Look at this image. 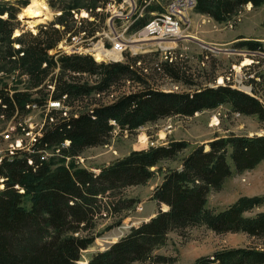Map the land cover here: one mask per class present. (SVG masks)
Returning <instances> with one entry per match:
<instances>
[{
	"label": "trees",
	"instance_id": "obj_1",
	"mask_svg": "<svg viewBox=\"0 0 264 264\" xmlns=\"http://www.w3.org/2000/svg\"><path fill=\"white\" fill-rule=\"evenodd\" d=\"M85 1L93 3L90 14L95 19H80V26L72 17L76 11L69 9L59 14L57 23L41 25L37 34L25 31L14 37L19 25L17 14L29 0H0V42L5 44L6 59L28 72L31 85L41 92L42 99L38 101L46 103L50 95L57 99L63 94H67L69 105L81 101L75 110L47 112L48 123L41 127V135L34 139L30 151H18L0 162V184H4L0 188V264H81L83 250L95 240L89 231L95 228L99 217L118 213L124 207L122 190L146 182L155 173L153 167L162 160L179 157L189 142L171 140L134 150L99 166V171L78 165L73 159L66 162L61 156L41 159L42 149L62 146V153L75 158L87 147L109 143L118 129L132 134L147 123L172 115H193L225 102L235 111L258 114L264 120V103L231 83L192 90L155 85L139 53H126L124 60L116 62L98 61L92 54L83 52L50 54L49 50L66 38V31L84 30L93 35L106 21L109 12L96 9L106 7L113 0ZM248 3L259 6L264 0H196L195 9L217 21H226ZM74 4L78 9L83 5L80 0ZM149 10L154 11L155 7ZM133 18L132 30L148 22L138 12ZM71 19L76 29L68 25ZM239 44L264 51L260 41L244 40ZM154 68L163 69L175 81L193 84L175 62L166 60ZM89 77L94 83L89 82ZM126 81L137 83L138 87L119 93L110 102H97L94 98ZM7 87L0 88V113L7 116L21 113L27 102L35 100L26 90ZM208 145V149L205 144L193 148L183 156L180 166L166 171L152 198L168 208H160L148 220L131 226L107 248L92 254L85 264L165 261L164 256L155 253L156 247L166 241L169 232L184 233L197 224H207L218 233L244 231L263 237L264 211L246 214L264 204L263 196L240 197L219 212L208 208L207 202L211 190L220 188L234 171L252 169L264 159V134L221 136ZM191 264H264V249L222 248L200 256Z\"/></svg>",
	"mask_w": 264,
	"mask_h": 264
},
{
	"label": "rangeland",
	"instance_id": "obj_2",
	"mask_svg": "<svg viewBox=\"0 0 264 264\" xmlns=\"http://www.w3.org/2000/svg\"><path fill=\"white\" fill-rule=\"evenodd\" d=\"M11 1L16 2L17 0ZM45 1L51 13L50 17L35 26H30L25 18L20 17V12L31 2L29 0V3L23 6L17 14L19 25L13 32L14 37L25 31L38 33L41 25L57 23L59 14L63 11L68 12L69 9L71 12L78 13L77 16L80 18L76 16V13L72 16L77 24H80V19L82 21L95 19L94 15L90 14L93 5L91 2L80 0L83 5L78 9L74 4L75 0ZM135 1L139 16L147 19L145 26H150L155 25L157 21L155 18L159 17L169 0ZM123 2L124 0H113L106 7H97V11L109 12L106 21L99 25L100 30L93 35L81 30L76 38L67 39L62 43L63 49L90 53L97 57L98 61L105 62L122 61L126 53L129 55L139 53L142 54L141 60L146 67L145 71L153 75L152 82L159 87L192 90L204 85L216 86L231 83L234 87L257 96L264 103V51L253 50L249 46L239 44L244 40L260 41L264 44V3L259 6L248 3L226 21H217L197 11L195 7L189 8L182 17L180 29L164 34L163 37H160L162 36L160 33L145 38L141 37L142 35H133L135 30L129 29L127 33H124V41L120 42L124 45L123 51L113 56L112 51L116 49L115 44L119 41L116 40V33H121L124 29L121 24L131 22L132 25L135 15L128 12L129 7L126 8L127 4ZM19 6L21 7L20 4ZM151 6L155 7L154 11L149 10ZM74 20H69L68 25L76 29L77 25ZM113 22L117 28L113 26ZM59 28L64 30L61 25ZM70 32L66 31L65 36L68 37L75 33L74 30ZM4 46L5 44L0 42V88L8 86L13 90L15 88L26 90L30 93V98L35 99L27 102L25 110L21 113L17 112L18 114L15 113L12 116L0 113V156L11 158L9 155L11 153L7 154L8 149L12 146H20L24 139L26 143H32L35 133L30 132V128L38 133L43 124L48 123L47 112L52 109L75 110L78 109L77 104L81 101H76L74 105L67 103V106L60 108L59 103L50 95L46 103H40L38 100L42 99L41 92L31 85L28 72L24 71L18 63L9 62L6 59ZM15 46L19 45L15 42ZM99 48L107 52L103 53L102 58L97 56ZM13 58L16 59V56ZM247 58L250 61L247 62ZM166 60L175 62L177 66L184 69L193 84L175 81L163 69L159 70L158 65ZM89 79V82L94 83L90 77ZM85 80L88 81V76ZM137 85L129 81L122 82L120 86H114L107 93L101 96L95 95L94 98L97 102H110L114 96L130 88L138 87ZM87 103L90 102H85ZM215 118H217L216 121ZM50 120L53 119L50 118ZM262 134H264V120L258 114L240 113L235 111L230 103L225 102L214 108L197 111L193 115H172L147 123L132 134L127 131L121 133L118 129L109 143L87 147L75 158L62 153V146L49 148L48 157L61 156L66 162L73 159L78 165L99 171V166L109 164L134 150L148 149L171 140L184 139L189 142L188 148L179 157L162 160L153 167L155 173L146 182L127 186L122 190V199L125 200H123L124 207L121 211L99 217L95 228L89 231L90 233L82 232L93 234L95 240L83 250L82 259L79 262L85 263L92 254L107 248L125 235L131 226L148 220L160 208H168L166 204L160 206L157 201L153 200L152 195L164 179L166 171L180 166L181 159L190 150L201 144H205L208 149V142L221 136ZM143 135L147 137L145 143L141 141ZM3 158L0 160L2 161ZM230 163L234 168L232 158ZM3 186L4 184L1 183L0 188ZM254 195L264 197V159L252 169L242 172L234 171L220 188L212 189L208 196L207 206L212 211L219 212L240 197ZM29 202L28 200L27 203ZM261 211H264V204L253 208L246 214L256 215ZM239 246H256L264 249V236L254 237L244 231L218 233L207 224H197L189 227L184 233L169 232L166 241L156 247L155 253L164 256L165 261L146 260L135 261L132 264H191L200 256L212 254L222 248Z\"/></svg>",
	"mask_w": 264,
	"mask_h": 264
},
{
	"label": "built area",
	"instance_id": "obj_3",
	"mask_svg": "<svg viewBox=\"0 0 264 264\" xmlns=\"http://www.w3.org/2000/svg\"><path fill=\"white\" fill-rule=\"evenodd\" d=\"M148 2V1H147ZM127 6L129 7L128 12L131 15H134L138 12V8H137V2L135 0H124L123 2ZM196 4V0H169L168 3L166 4L165 8L163 9L162 13L159 14V17H157V24H155L154 26H142L140 28H138V30H135L133 35H142L141 37H145L148 38L150 36H155L157 34H160L163 37L164 34L167 33H172V31H177L180 29V25L182 23V17H184V14H186L189 10V8H193L195 7ZM76 13V12H75ZM78 15V13H76V16ZM79 17V16H77ZM80 18V17H79ZM122 25V31L121 33L117 32L116 35L118 36V38L116 40L117 43L115 44L116 49H114L115 51H119V54L123 51L124 45L122 43H120L121 41H124V33H127V31L130 29L132 30V25L131 22H128L127 24H121ZM57 26H59V24H57ZM113 26L115 28L116 24L113 22ZM85 32V31H83ZM37 34V33H34ZM78 33H74L73 35H68V37L64 38L62 41H60L57 45L56 48L50 49L49 53L51 54H55L58 55L59 53H75L78 52L77 50H66L63 49L62 47V43L64 41H67V39L71 40L72 38H76V35ZM144 38V39H145ZM54 50V53H52ZM57 50V52H56ZM113 50V51H114ZM85 53V52H83ZM97 58V57H95ZM46 64V63H45ZM44 64V65H45ZM56 70H58V68H56ZM67 94H63L62 98H57L55 99V101H57L60 105V108H64V106H67ZM49 100V99H48ZM23 126V125H22ZM30 132L35 133V141L37 139V137L40 135V131L37 133L36 130H32L30 128ZM34 142V141H33ZM32 143H26V140L24 139L23 144H20V146H12L11 149H8L9 151H7V154L11 155L10 157H12V154H16L18 151L21 152H25L26 150L30 151L29 149ZM50 155V152H48L46 149H42L41 150V159H46L48 156ZM6 156V155H4ZM0 158H3V155L0 156ZM1 161V160H0ZM31 161V158H30Z\"/></svg>",
	"mask_w": 264,
	"mask_h": 264
},
{
	"label": "bare ground",
	"instance_id": "obj_4",
	"mask_svg": "<svg viewBox=\"0 0 264 264\" xmlns=\"http://www.w3.org/2000/svg\"><path fill=\"white\" fill-rule=\"evenodd\" d=\"M50 15L51 13L49 11L48 4L46 3L45 0H31V2L20 12V17L25 18L30 23V26H35L39 22L49 18ZM155 19H157V17ZM155 24H157V21H155ZM150 26H154V25H150ZM116 38H118V36ZM104 52H106L105 49L99 48L97 52L98 58H102ZM112 54L113 56H117L119 54V51L114 50L112 51ZM248 61H250L249 58H247V62ZM214 120L216 121L217 118H215ZM146 139H147L146 135H143L141 137V141L143 143L146 142ZM65 144L66 145L69 144V141H67Z\"/></svg>",
	"mask_w": 264,
	"mask_h": 264
},
{
	"label": "water",
	"instance_id": "obj_5",
	"mask_svg": "<svg viewBox=\"0 0 264 264\" xmlns=\"http://www.w3.org/2000/svg\"><path fill=\"white\" fill-rule=\"evenodd\" d=\"M3 187H4V186H3ZM85 263H87V261H86ZM85 263H84V264H85Z\"/></svg>",
	"mask_w": 264,
	"mask_h": 264
},
{
	"label": "crops",
	"instance_id": "obj_6",
	"mask_svg": "<svg viewBox=\"0 0 264 264\" xmlns=\"http://www.w3.org/2000/svg\"><path fill=\"white\" fill-rule=\"evenodd\" d=\"M164 209H166V208H164Z\"/></svg>",
	"mask_w": 264,
	"mask_h": 264
}]
</instances>
